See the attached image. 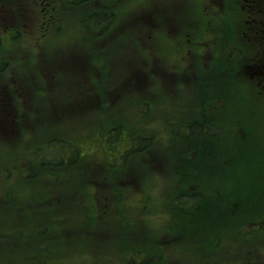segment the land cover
Instances as JSON below:
<instances>
[{
    "label": "rangeland",
    "instance_id": "obj_1",
    "mask_svg": "<svg viewBox=\"0 0 264 264\" xmlns=\"http://www.w3.org/2000/svg\"><path fill=\"white\" fill-rule=\"evenodd\" d=\"M106 2L114 7L116 12L112 19L117 23L136 17L131 15L132 11H137L138 16L147 21L146 27L143 24L136 25V28H145L144 34L149 47L145 48L138 43L139 52L134 53L146 60V66L141 69L147 72V79L153 84L149 86L153 91V98L149 97L147 102L138 91L127 93L112 105L116 98L110 100L107 94L117 84L120 70L110 63L108 65L112 71L105 90L101 86L97 90L101 93L96 94L94 91L92 94L102 98L100 105L105 106V110L80 114L74 113V106L69 113L55 114L51 104L57 103L51 99L53 92L45 86L46 76L43 73L47 72L44 67L46 51L54 47H66L74 39L76 46H84L83 41L78 38L79 27L75 17L66 18L61 28L60 20L50 23L47 33L38 42L31 36L33 31L42 29L40 21L33 22V28L22 23L18 30L21 35L16 40L5 43L2 50L0 46V61L9 62L7 69H0V84H10L7 89H13L14 101L8 103L13 106L15 102L19 108L13 112L9 109L5 90L0 85V99L3 106L9 109L6 122L10 124L13 121L17 127L21 126V133L16 140L4 141L0 137V231L5 232V241H0V264H136L138 256L128 251L131 246H135L134 249L150 250L152 254L149 264H252L247 259H257L259 254L264 255V244L257 238L246 241V236L251 234L254 237L259 235L264 240V223L251 228L255 224L249 225L245 215L256 211V215H259L252 216L250 220L264 218V88L260 86L264 79L256 85L259 93L255 86L252 91L250 85L253 80L246 73L247 65L251 63L245 58L246 55L251 59L252 56L256 58L264 54V38L252 36L256 31L251 30L250 24L247 25L255 18L254 13L241 6L242 0H229L231 10L226 20L216 16L218 11L222 12V8H225V0ZM168 2H173L174 5ZM24 3L32 6V3ZM210 4L215 7L209 8ZM205 10L207 16H204ZM247 12L251 17H248ZM176 14H181V20H194L191 27L188 28V24L183 21L177 22ZM255 15L263 18L262 14ZM210 18L211 21H204ZM197 25L200 27H196ZM240 25L241 30H246V34L236 37L232 34L233 29ZM259 25L263 26L261 20ZM194 27L196 28L193 29ZM130 38L134 39V35L130 34ZM130 38L120 36L123 44ZM83 40L85 42L84 37ZM251 42H257L256 47L246 50ZM14 46L16 53L24 48L23 54L18 56L19 61L16 58L13 60L16 65L6 56V51ZM88 46L96 57L100 56L105 60L104 47L97 46L95 41H89ZM132 56L135 57L133 54ZM111 59L113 60V53ZM83 60L87 62L88 58L84 57ZM96 62L104 64L101 59ZM204 76L207 79H218L217 83L225 92L219 98V119L214 121L220 130L206 136L224 140V146H230L229 149L234 154L237 152L236 148L245 149V155L249 153L250 160L245 166L247 170L242 167V170L237 169L236 172L228 167L231 166L230 158L226 161L227 164L222 161L220 164L226 170L223 177L227 180L224 183L218 170H214L212 175L207 174V166L212 168V164L200 163L198 158H190L194 177L202 175L204 171L208 176L204 179L208 181L209 188H206V184L203 185L205 196L201 200L206 202V208L192 219L199 229L203 226L205 231L201 236L191 230L196 226L182 232V217L176 214L171 219L166 205L172 190L180 183L185 186L184 179L186 175L190 176L193 169L183 171L184 168L180 165L185 162L177 163L174 160L175 154L187 158L191 153L190 150H183L185 139L180 135H176L174 140L182 139L180 143L183 144L172 150L171 144L174 143H169L168 129L165 127L169 125L171 115L178 131L181 126L179 121L183 119L180 110H185L189 116L190 105H196L191 101L194 87L187 80L190 77L192 81L202 79ZM87 78L95 80L96 76L90 71ZM35 80L40 86L34 84ZM105 80L107 79L103 75V81ZM254 80L257 83V79ZM133 83L136 87L143 88L144 82H141L140 76H135ZM168 84L172 85L171 90H165ZM39 87L42 89V98L36 94ZM88 91L92 90L88 88ZM213 92L214 89L210 88L209 91L200 93L211 96ZM32 100L36 103L35 108L38 106L37 113L34 108H30L26 116L24 110L28 105H34ZM141 100L147 105L144 103L141 107ZM35 117H40V121H33ZM119 129L121 138L112 145L113 148H108L106 134H119ZM128 133L130 136L150 137L155 141L147 148H141L143 158L134 172L132 186L124 189L120 200L122 207L117 210L110 203L116 196L112 191L123 182L109 181L106 183L108 189H101L99 192L93 191L92 184L85 182L93 176L94 171L98 175L101 166L111 169L112 163L120 164L116 153L125 144ZM44 139L55 145L52 154H62L63 157L66 154L71 156V149L74 148L66 140L76 143L81 151L77 164L72 166L74 163H69L70 166L57 170V181L56 178L50 179L49 171H42L46 164L40 165L39 162L43 159H39L38 163L28 161L23 166L27 165L26 167L36 171L37 177L28 182L26 181L29 179L17 178L15 169L20 164L19 150L22 149L23 152L26 147L33 149ZM138 147L140 148L139 144ZM250 148L252 150L247 152ZM156 152L162 153L166 158L162 155L151 157ZM149 156L152 162L148 161L147 164ZM132 158L138 159L137 156H130L128 160ZM158 160L161 161L160 165H157ZM129 166L133 169L137 167L133 161L129 162ZM240 179L241 185L238 182ZM215 189H221L220 198L211 192ZM233 189L237 190L239 198L231 200L236 201V204L233 214L229 215L231 206L228 197L230 200L232 196L229 194ZM67 193L77 196L75 201H69L72 203L69 211L60 213L48 203L49 197L53 200ZM214 207L220 208L217 214L212 209ZM63 228H67L66 234L62 232ZM175 229L181 234L174 232ZM231 230H238L235 236H242L244 241L237 238L231 241ZM208 231L219 236V239L212 240ZM173 233L178 234L177 238L171 237ZM167 234L169 238L166 237ZM6 242L17 243L20 247L13 248Z\"/></svg>",
    "mask_w": 264,
    "mask_h": 264
},
{
    "label": "trees",
    "instance_id": "obj_2",
    "mask_svg": "<svg viewBox=\"0 0 264 264\" xmlns=\"http://www.w3.org/2000/svg\"><path fill=\"white\" fill-rule=\"evenodd\" d=\"M101 14H102L101 12L94 13V16H93V18L90 19V22L93 23V24H95L98 20H100L99 19V16L102 17ZM192 128L193 129L196 128L199 132L202 133L207 128H212V123L208 119H206L205 122L204 121L203 122H197V121H195V123H193V127ZM121 136H122L121 129H119V134L118 133H113V132H110V133L108 132L106 134V137H107V145L108 146H112L113 144L117 143V141L121 138ZM113 141H114V143H113ZM152 141H153V138H150V137H148V138L147 137H145V138L140 137V141H138V142H134V140L131 139L129 141L131 143L130 146H128L127 148H125L123 150L122 154H121V159H123L122 162L123 163H126V162L130 161L127 158L130 157L131 155L135 154V153H137V154L139 153V155L142 156L141 154H142L143 149H141V148H147V146L149 144H153L154 143ZM138 144H139L140 148L138 147ZM71 147H73V146H71ZM208 150H209V152H206L202 157L199 155L198 162H200V163H206L207 160L212 159L213 152L210 150V147H209ZM251 150L252 149L250 148V150L248 149L246 151L247 152H250ZM229 152H230V157H229L230 160L229 161L231 163V166H229V167H231V169L234 170L235 172L237 171V169H238V171L242 170V167H244L243 169L247 170L245 166L248 164L247 162H249V160H250L249 153L245 155V149H240V151L239 152H236L235 154L233 153V151H230V149H229ZM122 162H121V164H122ZM112 164L114 165L115 163H112ZM119 167L120 168H123L124 167V164L120 165ZM189 169H193V172L190 174V176L186 175V177L184 179L183 184L187 187L186 190H184L182 192H179L178 194H175L174 196H170L168 198L169 201L166 203V205H168V210L170 212L171 219L176 216L177 212L182 213L184 211H190L192 209H197L198 210V213H202V211L206 208V207H204L205 206V202H202L201 201L203 199V197H201L200 195H196L194 193L193 194H190L189 193L191 191V189H192V186H190V185H192V183L194 182V180H193V178H194V168L192 166H190L189 163H186L185 168H184L183 171H186V170H189ZM132 170H133L132 167L126 166V170L121 169V170H118V171L114 172L113 174L115 176V180L117 182H119V183L120 182H123L124 184H126L127 182H129V181L132 180V176L130 175V173H131ZM225 171H224V173H225ZM92 175L93 176L92 177H89L86 180L85 183L92 184L93 187H94V189L96 190V192H99V190L105 188L104 185H103L104 179L97 177V173L95 171L93 172ZM230 175H232L234 177V174L231 173V172H230ZM237 177H238V175H237ZM221 178H222L221 179L222 182L227 183V180L224 179L223 175L221 176ZM238 182L239 183L242 182L241 179L238 180ZM205 184H206V188H209L208 181H206V180L204 182L202 181V187ZM240 185H241V183H240ZM219 190H221V189H219ZM219 190L216 191V189H215V190H212L211 192L214 193V194H216V196L218 198H220ZM123 192H124V189L123 188H120V187H117V186H116V188L113 189L112 193H116L115 198L118 200V202H120L121 197L123 195ZM230 195L232 197L230 198V200H229V197H228V201L235 200V198L236 199L239 198V194H238L237 190L234 191V189H233V192L231 194H229V196ZM235 202L236 201H232V203H235ZM110 203H111V205L113 204L116 207V204L114 203V201H110ZM232 203L230 204V206L232 205ZM105 204L108 205L107 202ZM195 205H196V208L194 207ZM230 208L234 209L233 207H230ZM212 209H214L216 211V214L220 210L219 207H216V208L214 207ZM235 211H237V210H235ZM229 214L232 215L233 214V211H230ZM245 215L247 216V223L249 225L256 224L255 222L258 221V219H256V220H250L252 218V216H258L259 215V214L256 215V211L255 212L246 213ZM244 225L245 224H243V226ZM246 229L248 230L249 227H247ZM174 232L179 233V231L177 229H175ZM237 232H238V230H235V231L234 230L233 231L231 230L230 231V233H229L230 240L232 241L233 238H237V239L242 240V242H243L244 240L242 239V236H238V237L235 236V234ZM166 237H169V235L167 234ZM210 237L212 239L215 238L214 240H218L219 239V236H217L216 234H214L212 231H210ZM251 239H255V238L252 237V235L246 236V241L251 240ZM133 247H135V246H131L128 251L132 252L135 256H138V259H139V257L141 255L143 257L141 260H138L137 259L138 262L136 264H149L151 262L149 258H145V254L146 253L143 254L142 253L143 252L142 249H134ZM127 254H129V253L127 252ZM149 254H151V252H149Z\"/></svg>",
    "mask_w": 264,
    "mask_h": 264
},
{
    "label": "bare ground",
    "instance_id": "obj_3",
    "mask_svg": "<svg viewBox=\"0 0 264 264\" xmlns=\"http://www.w3.org/2000/svg\"><path fill=\"white\" fill-rule=\"evenodd\" d=\"M91 18H93V17H91L90 14L83 13L84 28H86L85 22ZM99 19H100L99 22H97V24H96L99 27H97L95 32L91 35V39L101 43V40L106 39L105 26L108 24V21L105 20L103 17H100V16H99ZM23 52H24V48H20L17 51L16 55L20 56L21 54H23ZM174 124H176V123H171L168 127V135H169V133L171 135V136H169L170 139L174 140L176 135H178V136L180 135L182 139H185V144H183V150H188V151L190 150L191 158L192 157L198 158L199 155L202 157L206 152H209L208 149L210 147V150L213 152V157H212V159L207 160L206 163L212 164L213 166H212V168L207 166V169L209 171L208 174L212 175L214 170L215 171L218 170V172L222 176L225 169H223L224 167L220 163L222 161L226 162L225 150H228L230 146H228L226 148L223 144L224 140H222L218 137L211 138V136H208V137L206 136L208 134L209 135L213 134V132H215V131L218 132L220 130V128L218 127V124L212 123V128H207L202 133L197 131V129H195L193 134L188 135L186 137L184 136L183 128L179 127L178 131H177ZM197 137H201V138H197ZM215 149H217L218 151L217 150L215 151ZM59 156H62V154H60ZM226 164H227V162H226ZM206 173L207 172L204 171L203 174L200 176L195 175V177L193 178L194 182L192 183V185H190V186H192V189H193V190L191 189V191L189 192L190 194L194 193V194L200 195L201 197L204 198L205 195H204V192L202 190V181H204V178L206 177ZM228 203H230V201H228ZM194 207L196 208V205ZM196 210L197 209L190 210V211H192L193 216H196L198 214V210L197 211ZM202 216H204V214H202Z\"/></svg>",
    "mask_w": 264,
    "mask_h": 264
},
{
    "label": "flooded vegetation",
    "instance_id": "obj_4",
    "mask_svg": "<svg viewBox=\"0 0 264 264\" xmlns=\"http://www.w3.org/2000/svg\"><path fill=\"white\" fill-rule=\"evenodd\" d=\"M104 19H105V18H104ZM259 60H261V59H259ZM263 63H264V58H263ZM254 73H257V71H256V70H253V72H252L251 74H254ZM251 74H250V75H251ZM251 76H252V75H251ZM200 116L203 117V116H205V115H201V114H200ZM197 122H198V121H197ZM195 129H196V128H195ZM197 131H198V130H197Z\"/></svg>",
    "mask_w": 264,
    "mask_h": 264
}]
</instances>
